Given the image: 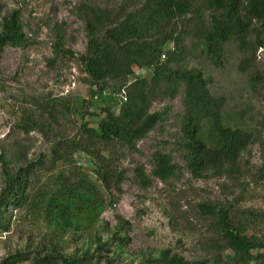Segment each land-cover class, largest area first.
<instances>
[{
	"label": "rangeland",
	"instance_id": "1",
	"mask_svg": "<svg viewBox=\"0 0 264 264\" xmlns=\"http://www.w3.org/2000/svg\"><path fill=\"white\" fill-rule=\"evenodd\" d=\"M187 1L192 11L166 28L173 40L161 53H174L173 68L198 70L208 79L210 94L222 102V124L247 136L233 165L196 175L186 169L180 148V91L151 102L149 113L161 118L134 144L135 151L91 141L85 144L91 155L75 153L71 165L50 164L55 139L78 135L81 116L90 127L103 116L78 61L85 52L89 9L121 19L141 12L145 0H0V24L16 12L21 33L20 44L6 45L0 54V193L7 175L35 167L25 202L1 209L6 231L0 232V262L49 242L66 257L86 254L88 264H154L162 253L205 264H244L223 251L219 211L230 227L264 244V27L251 22L245 46L228 42L215 66L196 38L198 28H207L209 11L203 0ZM56 42L62 50L55 55ZM207 125L203 139L210 146ZM156 153L178 167L164 181L151 175ZM98 169L106 171V186ZM77 178L90 190H75L63 219L50 214L47 202L60 194L61 182ZM258 255L247 264H264V250Z\"/></svg>",
	"mask_w": 264,
	"mask_h": 264
},
{
	"label": "trees",
	"instance_id": "2",
	"mask_svg": "<svg viewBox=\"0 0 264 264\" xmlns=\"http://www.w3.org/2000/svg\"><path fill=\"white\" fill-rule=\"evenodd\" d=\"M204 8L209 11L207 28H198L196 38L200 41L205 57L211 64L219 66L222 50L230 41L238 43L243 48L244 38L249 31V24L254 22L264 27V0H203ZM192 5L187 0H145L143 10L121 19L111 16L107 11L89 9L85 20L86 45L85 52L78 61L86 76V82L91 89V97L101 103L98 111L103 116L93 127L79 118L78 135L59 137L54 140L49 150L50 164H72L75 153L91 155L85 144H119V146L135 151L134 144L145 135L160 120L159 112L149 113L151 102L166 96L171 99L180 91L182 115L179 132L181 136V151L186 169L196 175L207 169H220L233 165L239 153L245 147L247 136L238 129L232 130L221 122L220 99L214 98L208 89V79L198 70L173 68L177 63L174 53L164 54L160 59L161 47L171 42L173 32L167 30L175 20L191 12ZM21 33L17 13L13 12L4 18L0 24V54L6 45H19ZM261 46V43H257ZM62 50V45L56 42L53 53ZM139 69L146 71L145 75L135 77ZM112 82L115 84L109 85ZM124 87L125 101L119 105L116 112V100L104 91L110 93ZM109 102V105H105ZM95 107V106H94ZM115 109V108H114ZM94 115V113H91ZM207 123L212 143L207 146L203 139V124ZM27 125V124H26ZM26 132L27 129L24 128ZM70 164V165H71ZM100 168L101 166L98 165ZM30 164L14 174L7 175L0 193L1 209L4 206H18L25 202L24 193L32 174ZM177 166L170 163L164 154H154L152 157L151 175L164 181L174 175ZM140 182L147 184L141 169H135ZM97 177L105 184L106 171L98 169ZM75 180V179H73ZM120 181V174L116 183ZM115 183V185H116ZM106 186V184H105ZM76 189L90 190L82 179L61 182L57 196L47 202L48 212L63 219L62 213L68 199L73 197ZM207 208V207H206ZM208 210V209H207ZM224 239V252L229 259L247 264L258 261L259 250H264V244L251 240L239 229L226 223L225 212L219 211V222ZM6 226H0V232L6 231ZM252 252L255 254L252 255ZM88 264L90 258L86 254L80 257L63 256L54 243H39L28 252H16L7 256L0 264ZM154 264H205L202 261H185L180 257L161 254Z\"/></svg>",
	"mask_w": 264,
	"mask_h": 264
},
{
	"label": "built area",
	"instance_id": "3",
	"mask_svg": "<svg viewBox=\"0 0 264 264\" xmlns=\"http://www.w3.org/2000/svg\"><path fill=\"white\" fill-rule=\"evenodd\" d=\"M169 50H172V47H170ZM161 59H164V54L160 55ZM142 71L144 72V74L142 73ZM146 71L144 69H139L136 73L135 76L136 77H140V74H142L141 76L145 75ZM105 95H110L112 98H114L116 100V110L119 107V105L121 103H123L125 101V93H124V87L120 88L119 91L110 93V91H104ZM93 100H96V96L94 95L92 97Z\"/></svg>",
	"mask_w": 264,
	"mask_h": 264
}]
</instances>
